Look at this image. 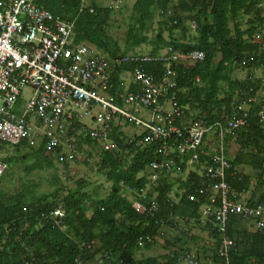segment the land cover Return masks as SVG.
Listing matches in <instances>:
<instances>
[{
  "label": "trees",
  "instance_id": "trees-1",
  "mask_svg": "<svg viewBox=\"0 0 264 264\" xmlns=\"http://www.w3.org/2000/svg\"><path fill=\"white\" fill-rule=\"evenodd\" d=\"M33 1L38 7L54 15V18L75 20L72 29L73 42L88 43L109 58L135 53L133 51L143 44L151 45L150 51L146 53L150 56L157 55L167 48L181 55L194 51L202 53L203 57L200 60H186L175 64L174 68L172 66L175 72L176 87L168 93V96H174L173 105L181 108L184 120H204L206 126L218 121L224 124V117L231 115L237 100L246 98L245 95L248 96V94H251L248 97H253L259 89L260 82L249 78L250 74L246 79L238 80L234 77V71L238 65V68L243 66L242 68L246 70L261 68L264 65V50H261L260 45L254 41L264 20L263 0H135L125 31L123 48H120L108 31L112 14L111 7L92 5L83 7L80 11V0ZM155 11L160 17L157 23L158 29L154 35L149 37V34L153 33L151 24ZM246 16H248L245 22L246 28L242 29L241 19ZM75 17L78 19L76 20ZM188 23L193 27L192 33L189 32ZM174 32H178V39L173 37ZM164 33L167 34V38H164ZM244 52H246L245 55H243ZM254 58H257L256 61ZM252 60L254 63L249 64ZM147 64L144 69L146 67L147 72L150 71L149 73L160 77L164 70L163 64ZM130 66L128 64L118 66L114 72L110 73L109 81L113 84V88L109 92L122 90L120 86L122 80L119 78L126 69L128 71L132 69ZM246 84L250 87L247 86V88ZM249 105L248 125L242 127L243 130L240 132L238 130L241 128L238 129L240 134L236 131L234 133L236 135L232 138L226 135L225 144L230 140L234 143L237 141L242 151L249 150L246 155L257 157L259 154L264 155V124H260L254 116L255 110L259 108L258 105L252 103ZM224 107L229 110L227 111ZM249 126L251 129L248 128ZM85 129L83 127L84 132ZM253 130L257 131V135L252 132ZM113 131L112 134H114H111L110 138L112 141L115 140L114 143L118 145L119 151L103 152L97 148L100 153L97 172L102 174L110 184L109 192L104 197L97 198L88 193L86 191L87 182L83 179L75 181L73 187L69 189L60 185L49 194L36 195L30 189L8 194L0 193V264H99L98 256L104 253L110 257L107 264H177V257L189 251L188 248L181 246L184 243L178 237L172 239L173 244L165 240V247L167 249L169 245H180L181 247H177V250L170 251L162 257H144L141 260L135 255L142 248L149 249L154 244V239L160 236L161 231L175 227L177 221L187 226L201 225L203 220L206 223L203 222L202 229L207 230L210 241L206 243L208 248L203 245L200 247L202 251L200 248L198 252L196 251L198 259H202L204 264L223 262L217 251L220 246L218 244L220 235L216 232V225L211 216L203 218L200 213L203 206L210 204L213 196L212 191L209 190V183L203 180L199 171L202 165L212 162L210 160L217 149L215 131L211 130L204 137L203 144L195 150L198 155L196 163H188L192 154L189 151L181 157L172 159L170 167L167 164L172 157L162 154L157 148V142L140 145L138 138L141 136L133 135L132 138H128L127 134L115 129ZM246 133L255 140L247 137L249 135ZM78 138L81 142L77 145L78 149H81L80 144L86 143L96 147V144L88 137L80 134ZM3 146L4 144L0 143V148ZM44 146V139L39 140L36 147L25 139L12 148L16 152L25 149L26 153L19 158L11 156L0 161L8 165L17 160L22 162L30 160L27 171L55 169L54 160L56 158L47 155ZM225 155L228 158L226 152ZM227 161L231 164L227 175L234 172L244 179L231 181L230 188H234L235 190H232L237 194H244L248 188L249 178L234 168L240 164L244 165L243 155H236L233 160L228 158ZM63 164H67V161ZM153 165L159 166L152 168ZM260 168L257 173V178L260 179L257 185L262 186L264 183L261 177L264 169ZM147 169H151L156 176L154 185L150 186L149 190L146 189L150 185ZM171 173L178 174V178L172 183L168 179ZM173 183H176L181 191L180 194L174 193L177 201L169 195ZM250 194V198L244 201L247 206L264 203V194L258 196V201L255 193ZM151 202L155 203L156 212L148 211ZM58 206L64 212V216L59 225H55L49 220V216ZM228 218L229 224L226 223L228 231L225 232L227 234L225 237L234 240L236 246L228 253L230 263L264 264V236L257 230L252 231L247 224L252 222L241 215L231 214ZM181 234L186 238V233ZM146 237L150 238L149 242L145 241ZM140 239L145 241L143 247L136 244ZM238 242L241 243L237 244Z\"/></svg>",
  "mask_w": 264,
  "mask_h": 264
},
{
  "label": "built area",
  "instance_id": "built-area-1",
  "mask_svg": "<svg viewBox=\"0 0 264 264\" xmlns=\"http://www.w3.org/2000/svg\"><path fill=\"white\" fill-rule=\"evenodd\" d=\"M82 8L81 4L80 11ZM73 24V20L54 18L33 0H0V143L17 146L30 138V128L34 127L39 130L34 136L44 139L46 154L56 158L55 165H60L75 159L80 134L103 152H118L110 138L113 130L124 133L139 128L130 138L141 136L138 144L157 142L158 150L172 157L167 164L170 167L172 159L189 151L192 154L188 163H196L195 150L211 130L215 131L216 152L211 164L200 169L213 195L210 204L202 207L201 216L212 217L220 235L221 264H231L228 253L235 243L225 237L229 215H241L264 236V203L247 206L241 200L242 194L230 188V181H240L241 175L234 172L227 175L230 164L225 155V138L233 137L235 131L248 125L249 103L258 105L255 116L264 124V100L258 101L257 93L242 98L235 103L232 114L224 117V124L215 122L206 126L200 119L184 120L181 108L173 105L174 96H168L176 87L172 66L186 60H200L202 53L181 55L167 48L153 56L128 53L108 58L88 43L74 44ZM254 41L264 50V20ZM145 63H162L164 70L160 77L147 72ZM127 64L132 69L120 75L122 90L109 92L113 88L110 73ZM125 74L129 77L126 85ZM23 89L29 95L22 100ZM142 112L146 117L140 116ZM5 169L6 165L0 161V177ZM156 209L151 202L148 211ZM63 216L58 206L50 213L49 220L59 225ZM145 241L149 242L150 238L146 237ZM145 241L138 240V246L143 247ZM109 258L107 253L98 256L99 264H107ZM177 264L198 262L185 253L177 257Z\"/></svg>",
  "mask_w": 264,
  "mask_h": 264
},
{
  "label": "rangeland",
  "instance_id": "rangeland-1",
  "mask_svg": "<svg viewBox=\"0 0 264 264\" xmlns=\"http://www.w3.org/2000/svg\"><path fill=\"white\" fill-rule=\"evenodd\" d=\"M80 2L83 7H91L92 5H95L98 7H111L112 8L110 26H109L108 31L111 37L118 43L120 48H123V41H124V36H125L124 33L126 31L127 24L129 22V17L131 15V7L133 3L135 2V0H82V1L80 0ZM247 19L248 17H243L241 19V22L243 21L241 23V28L243 27L242 29L246 28L245 21ZM159 20H160L159 14L157 11H155L153 22L151 24L153 33L152 34L150 33L149 37L156 33L158 29L157 23L159 22ZM187 25L189 27V32L192 33L193 27L189 23ZM231 26L232 25L230 24V27ZM115 36L117 38H115ZM173 37L178 39L179 38L178 32H174ZM164 38H167L166 33H164ZM149 49H151L150 45H141L138 48H136L133 52L140 53V54H146L150 51ZM235 71H234V77L238 80L246 79L249 73L251 75V77L249 78L253 77V80L254 79L258 80L260 82V86L258 89L259 91L257 93L259 96L257 95L256 98L258 99V101L264 100V94H263L264 86H262L264 85L263 83L264 82L263 80L264 79V68L261 67V68L251 69L248 71L246 69L239 67L238 69L236 68ZM123 78H124V84L126 85L129 81V77L125 74ZM261 91H263V93ZM21 92H22V99H25L29 95L28 91L25 89H23ZM143 115L144 117H146V114L142 112L140 116H143ZM84 122L92 126L91 122L88 119H84ZM136 129L133 128L132 129L133 131L131 129H129L128 131L127 129L124 131V133H126L129 137H131L133 133H136L140 130L139 128H136ZM38 131L34 127H31L29 131L30 138L28 139V143L32 144L33 147H36L39 143L38 138L34 136V134L37 133ZM86 145L87 144L81 145V149H78L77 147V150L79 152L77 150L75 151L76 160L67 161V164L65 165L58 164L56 165L55 169H43L40 171H37V170L27 171L26 168L31 163L30 160H26L24 162L17 160L13 164H8V166L6 165L4 175L3 177L0 178V193L8 194V193H12L15 191H23V190L27 191L28 189H30L36 195H39L40 193L49 194L52 191L56 190L58 187H60V185L69 189L73 187L75 181H77L78 179H83L84 181L87 182L86 191H88V193H90L92 196L97 197V198L104 197L109 192L110 184L104 179V176L102 174L97 172V163L99 160L100 153L97 150V148H95V146L91 145L92 146L91 147V146H86ZM3 147L0 148V160L7 158V157H11V156L19 158L24 153H26L25 149H21L19 152H16L9 145H4ZM226 148H227L226 153H227L228 158L233 159L236 155H243V159L245 160L244 165L240 164L236 168V170L239 173L243 175H247L249 178L248 180L249 189L247 188V191L244 192V196H242L241 200L245 201L249 199L251 196L250 193L252 192L255 193V198L258 197L260 194H264V184L262 186L257 185V180H256L257 173L259 172L258 168L261 167L262 169H264V165H263L264 155L259 154L257 157L248 156L246 155L248 153L247 151L246 153L245 151H242L243 152L242 154L241 150H238L240 148L239 145H237L236 143H234V141H231V140L228 143H226ZM199 174H200V171H199ZM147 175H148V180L150 181V185H148L146 189L149 190L151 188L150 186L154 185L156 176L154 172H151V169H147ZM177 176L178 174L171 173L168 177L169 182L172 183L175 179L178 178ZM182 178H184L183 175H182ZM261 179L264 183V171L262 172ZM254 185L255 187H253ZM175 192L180 194L181 191L178 189L177 184L173 183V187L169 195H170V198L177 201V198L174 197ZM127 196L130 198L129 195ZM203 222H206V221L203 220ZM247 224H250V222ZM250 225H248V227L251 230H253L254 228L253 223H251ZM202 227H204L203 224L201 225L190 224V225L185 226L182 222L177 221L175 227L165 228L161 231L160 236L154 239V244H152L150 248L147 249L148 251L147 250L145 251V249L142 248L139 252L136 253L135 256L137 259H141L144 257H155L156 255L157 256L155 258L162 257L168 254L170 251L177 250L178 249L177 247L180 246V245H169L167 249L164 243L165 240L173 244L174 240L172 239H174L175 237H178L181 239L182 243H184L181 246L183 248H188L189 249L188 253L194 256L198 264H202L203 263L202 259L200 258L198 259V255L195 252L198 251L199 248L202 247V245L207 246L206 244L207 241L208 242L210 241V239H208L209 237L207 235L208 234L207 230H203ZM181 233H186L187 234L186 238L182 237ZM138 255L139 256L141 255L140 258Z\"/></svg>",
  "mask_w": 264,
  "mask_h": 264
},
{
  "label": "bare ground",
  "instance_id": "bare-ground-1",
  "mask_svg": "<svg viewBox=\"0 0 264 264\" xmlns=\"http://www.w3.org/2000/svg\"><path fill=\"white\" fill-rule=\"evenodd\" d=\"M33 2H34V1H33ZM261 2H262V1H261ZM35 4H36V3H35ZM36 6H37V4H36ZM39 7H40V6H39ZM260 7H262V6H260ZM41 8H42V7H41ZM262 10H263V9H262ZM49 13H50V12H49ZM260 13H261V12H260ZM50 14H51V13H50ZM244 15H245V14H244ZM249 16H250V15H249ZM53 17H54V15H53ZM246 17H248V16H246ZM61 18H62V17H61ZM61 18H59V19H61ZM75 18H76V17H75ZM62 19H63V18H62ZM77 19H78V18H76V20H77ZM245 19H246V18H245ZM63 20H64V19H63ZM65 20H67V19H65ZM69 20H72V19H69ZM74 21H75V20H74ZM242 22H243V21H242ZM242 22H241V23H242ZM245 22H246V21H245ZM74 23H75V22H74ZM73 28H74V27H73ZM113 28H114V27H113ZM242 28H243V27H242ZM259 28H260V27H259ZM72 32H73V31H72ZM113 32H114V31H113ZM257 32H258V31H257ZM124 34H125V33H124ZM253 35H254V34H253ZM256 35H257V34H256ZM122 37H123V36H122ZM72 38H73V37H72ZM115 38H117V37L115 36ZM253 38H254V37H253ZM251 39H252V38H251ZM73 40H74V39H73ZM123 42H124V41H123ZM73 43H74V44H77L76 42H73ZM254 44H255V42H254ZM143 45H144V44H143ZM148 45H149V44H148ZM150 46H151V45H150ZM252 46H253V45H252ZM254 47H255V46H254ZM256 47H257V45H256ZM256 47H255V48H256ZM259 48H260V47H259ZM134 49H135V48H134ZM253 49H254V48H253ZM149 50H150V49H149ZM139 51H140V50H139ZM252 51H254V50H252ZM252 51H251V52H252ZM137 52H138V51H137ZM147 52H148V51H147ZM248 52H249V51H248ZM251 52H250V53H251ZM258 52H259V51H258ZM260 52H261V51H260ZM145 53H146V52H145ZM155 53H156V52H155ZM245 53H246V52H244V54H243V53H242V54L245 55ZM250 53H249V55H250ZM255 53H256V52H255ZM255 53H253V54L255 55ZM261 53H262V52H261ZM116 54H117V53H116ZM120 54H122V52H121ZM253 54H252V55H253ZM151 55H152V54H151ZM249 55H246V56L249 57ZM263 55H264V54H263ZM112 56H113V55H112ZM118 56H119V55H118ZM250 56H251V55H250ZM257 56H258V55H257ZM244 57H245V56H244ZM261 57H263V56H261ZM108 58H109V57H108ZM110 58H111V57H110ZM251 59H253V58H251ZM254 59H255V61H256L257 58H254ZM259 59H260V58H259ZM248 60H250V59H248ZM258 61H259V60H258ZM251 62L254 63L253 60L250 61V63H249V62H248V63H249V64H252ZM239 63H240V61H239ZM256 63H257V62H256ZM262 63H263V62L261 61V64H262ZM146 64H147V63H146ZM146 64H144L143 67H144ZM258 64H259V63H258ZM263 64H264V63H263ZM263 64H262V65H263ZM147 65H148V64H147ZM240 65H241V64H240ZM124 66H125V65H124ZM238 66H239V65H238ZM238 66H236L237 69H238ZM245 66H246V64H245ZM245 66H244V67H245ZM258 66H259V65H258ZM258 66H257V67H258ZM130 67H131V66H130ZM148 67H149V65H148ZM151 67H152V66H151ZM242 67H243V66H242ZM242 67H241V68H242ZM127 68H128V67H127ZM131 68H132V67H131ZM163 68H164V67H163ZM173 68H174V66H173ZM173 68H172V69H173ZM145 69H146V67H145ZM247 69H248V68H247ZM254 69H255V68H254ZM125 71H128V70L126 69ZM248 71H249V70H248ZM149 72H150V71H149ZM235 72H236V71H235ZM238 72H239V71H238ZM245 74H246V73H245ZM247 74H248V73H247ZM249 74H250V73H249ZM250 77H251V76H250ZM260 77H261V76H260ZM252 78H253V77H252ZM119 79H121V78H119ZM198 80H199V79H198ZM255 80H256V79H254V81H255ZM263 80H264V79H263ZM251 81H252V80H251ZM121 82H122V81H121ZM199 82H200V81H199ZM241 82H242V81H241ZM241 82H240V83H241ZM243 82H244V81H243ZM255 82H256V81H255ZM237 83H238V82H237ZM263 83H264V82H263ZM238 84H239V83H238ZM241 84H242V83H241ZM243 84H244V83H243ZM255 84H256V83H255ZM255 84H254V85H255ZM223 85H224V83H223ZM250 85H251V84H250ZM247 86H248V85L246 84V87H247ZM262 86H264V85H262ZM220 87H221V86H220ZM242 87H243V85H242ZM242 87H239V88L242 89ZM246 87H245V88H246ZM248 87H250V86H248ZM248 87H247V88H248ZM251 88H252V87H251ZM121 89H122V87H121ZM243 89H244V88H243ZM243 89H242V90H243ZM257 89H258V88H257ZM131 90H132V89H131ZM226 90H227V89H226ZM245 90H246V89H245ZM262 90H263V88H262ZM223 91H224V89H223ZM252 91H253V90H252ZM224 92H225V91H224ZM224 92H223V93H224ZM239 92H240V91H239ZM241 92H242V91H241ZM261 92L263 93V91H261ZM217 93H218V92H217ZM246 93H247V92H246ZM255 93H256V92H255ZM257 93H258V92H257ZM215 94H216V93H215ZM215 94H214V95H215ZM238 94H239V93H238ZM238 94H237V95H238ZM240 94L243 95V93H240ZM244 94H245V91H244ZM263 94H264V93H263ZM218 95H219V94H218ZM224 95H225V94H224ZM249 95L251 96V94H248V96H249ZM257 95H258V94H257ZM219 96H220V95H219ZM243 96H244V95H243ZM245 96L248 97L247 95H245ZM258 96H259V95H258ZM225 97H226V96H225ZM236 97H237V96H236ZM215 98H216V97H215ZM244 98H245V97H244ZM226 99H229V98H226ZM22 100H23V99H22ZM214 100H216V99H214ZM217 100H218V99H217ZM219 100H220V99H219ZM223 100H224V99H223ZM221 101H222V100H221ZM221 101H219V102H221ZM233 101H236V100H233ZM237 101H238V100H237ZM222 102H223V101H222ZM226 102H229V101H226ZM233 103H234V102H233ZM224 104H226V103H224ZM253 104H254V103H253ZM227 105H228V104H227ZM227 105H226V106H227ZM255 105H256V104H255ZM231 107H232V106H231ZM256 107H257V106H256ZM224 108H226V107H224ZM226 109H227V108H226ZM228 110H229V109H227V111H228ZM224 111H226V110H224ZM251 111H252V110H251ZM255 111H256V110H255ZM228 113H230V112H228ZM254 113H255V112H254ZM144 114H145V113H144ZM231 114H232V113H231ZM250 114H251V113H250ZM140 115H141V114H140ZM251 116H252V115H251ZM254 116H255V115H254ZM220 117H221V116H220ZM251 119H252V118H251ZM253 119L255 120V118H253ZM223 120H224V119H223ZM203 121H204V120H203ZM218 122H219V121H218ZM221 122H222V121H221ZM250 122H252V120H251ZM248 123H249V122H248ZM255 123H257V122H255ZM255 123H254V124H255ZM257 124H258V123H257ZM257 124H256V125H257ZM251 125H252V124H251ZM254 127H255V125H254ZM259 127H260V126H259ZM243 128H244V127H243ZM248 128H250V126H249ZM255 128H256V127H255ZM263 128H264V127H263ZM135 129H136V128H135ZM245 129H246V128H245ZM245 129H244V130H245ZM250 129H251V128H250ZM257 129H258V128H257ZM131 130H132V129H131ZM136 130H137V129H136ZM242 130H243V129L241 128V130H238V131L240 132V131H242ZM259 130H261V129H259ZM132 131H133V130H132ZM238 131H237V132L235 131V132L238 133ZM250 131H251V130H250ZM255 131H256V130H255ZM83 132H84V131H83ZM113 132H114V131H113ZM235 132H234V133H235ZM243 132H244V131H243ZM243 132H241V133H243ZM252 132H253L254 134H256L257 131L254 132V130H253ZM252 132H251V133H252ZM212 133H213V132H212ZM253 133H252V134H253ZM113 134H114V133H113ZM113 134H112V135H113ZM123 134H124V133H123ZM238 134H240V133H238ZM246 134H248V133H246ZM254 134H253V135H254ZM259 134H260V133H259ZM234 135H236V134H234ZM243 135H244V134H243ZM243 135H242V136H243ZM248 135H249V134H248ZM256 135H257V134H256ZM256 135H255V136H256ZM123 136H124V135H123ZM228 136H229V135H228ZM242 136H241V137H242ZM251 136H252V135H251ZM260 136H261V135H260ZM121 137H122V136H121ZM126 137H127V136H126ZM229 137H230V136H229ZM239 137H240V136H239ZM247 137H250V135L247 136ZM263 137H264V136H263ZM112 138H113V137H112ZM116 138H117V137H116ZM128 138H129V136H128ZM231 138H232V137H231ZM250 138H251V137H250ZM256 138H257V136H256ZM260 138H261V137H260ZM83 139H84V138H83ZM114 139H115V138H114ZM125 139H126V138H125ZM239 139H240V138H239ZM246 139H247V138H246ZM246 139H243V140H246ZM251 139H252V138H251ZM253 139L255 140L254 137H253ZM253 139H252V140H253ZM263 139H264V138H263ZM85 140H86V139H85ZM85 140H84V142H87V141H85ZM121 140H122V139H121ZM126 140H127V139H126ZM237 140H238V139H237ZM240 140H241V139H240ZM256 140H257V139H256ZM260 140H261V139H260ZM81 141H83V140H81ZM114 141H115V140H114ZM114 141H113V142H114ZM132 141H133V140H132ZM203 141H204V140H203ZM208 142H209V141H208ZM239 142H240V141H239ZM245 142H249V141L246 140ZM261 142H262V141H261ZM79 143H81V142H79ZM130 143H131V142H130ZM152 143H154V142H152ZM215 143H216V142H215ZM237 143H238V142L236 141V144H237ZM242 143H243V142H242ZM242 143H240V144H242ZM256 143H257V141H256ZM262 143H263V142H262ZM86 144H87V143H86ZM91 144H92V143H91ZM150 144H151V143H150ZM244 144H245V143H244ZM248 144H249V143H248ZM254 144H255V143H254ZM257 144H258V143H257ZM2 145H3V144H2ZM78 145H79V144H78ZM80 145H82V144H80ZM84 145H85V144H84ZM140 145H141V144H140ZM154 145H155V144H154ZM208 145H209V143H208ZM86 146H91V145H88V144H87ZM94 146H95V145H94ZM117 146H118V145H117ZM211 146H212V144H211ZM228 146H229V145H228ZM246 146H247V145H246ZM248 146H249V145H248ZM77 147H78V146H77ZM91 147H92V146H91ZM154 147H156V146H154ZM261 147H263V146H261ZM3 148H4V147H3ZM95 148H97V147H95ZM95 148H94V149H95ZM237 148H238V147H237ZM249 148H250V147H249ZM255 148H256V147H255ZM98 149H99V148H98ZM154 149H155V148H154ZM197 149H198V148H197ZM226 149H227V148H226ZM229 149H230V148H229ZM245 149H246V148H245ZM251 149H252V148H251ZM263 149H264V147H263ZM82 150H83V148H82ZM155 150H156V149H155ZM207 150H208V149H207ZM210 150H211V149H210ZM238 150H241V147H240ZM238 150H237V151H238ZM254 150H255V149H254ZM77 151H78V150H77ZM89 151H90V150H89ZM94 151H95V150H94ZM96 151H97V150H96ZM208 151H209V150H208ZM214 151H215V150H214ZM244 151H245V150H244ZM248 151H249V150H247V152H248ZM78 152H79V151H78ZM80 152H81V151H80ZM215 152H216V151H215ZM225 152H226V151H225ZM227 152H229V151H227ZM239 152H240V151H239ZM241 152H242V150H241ZM96 153H97V152H96ZM245 153H246V152H245ZM78 154H79V153H78ZM230 154H231V153H230ZM236 154H237V153H236ZM242 154H243V153H242ZM254 154H255V153H254ZM229 156H230V155H229ZM245 156H246V155H245ZM251 156H253V155H251ZM255 156H257V155H255ZM32 157H33V156H32ZM36 157H37V156H36ZM36 157H35V158H36ZM3 158H4V157H3ZM37 158H38V157H37ZM37 158H36V159H37ZM247 158H249V157H247ZM227 159H228V158H227ZM259 159H260V158H259ZM232 160H233V159H232ZM230 161H231V160H230ZM262 161H263V160H262ZM210 162H211V160H210ZM252 162H253V161H252ZM34 163H35V162H34ZM34 163H33V164H34ZM228 163H229V162H228ZM5 164H6V163H5ZM229 164H230V163H229ZM230 165H231V164H230ZM263 165H264V164H263ZM7 166H8V165H7ZM250 166H251V165H250ZM9 167H10V166H9ZM241 167H242V166H241ZM234 168H237V167H234ZM230 169H231V168H230ZM260 169H261V168H260ZM234 171H235V170H234ZM237 174H238V173H237ZM246 176H247V175H246ZM2 177H3V176H2ZM253 179H254V178H253ZM255 179H256V177H255ZM234 180H235V179H234ZM234 180H232V181L234 182ZM241 180H244V179H241ZM241 180H240V181H241ZM256 180L259 181L260 179L258 180V178H257ZM236 181H237V180H236ZM260 182H262V181H260ZM230 183H231V181H230ZM236 183H237V182H236ZM245 183H246V182H245ZM262 183H263V182H262ZM207 184H208V183H207ZM234 184H235V183H234ZM243 185H244V184H243ZM230 186H231V185H230ZM232 186H235V185H232ZM237 186H238V185H237ZM241 187H242V186H241ZM253 187H255V185H254ZM232 189L235 190L234 188H232ZM248 189H249V188H248ZM209 190H210V189H209ZM244 190H245V189H244ZM238 191H239V190H238ZM238 191H237V192H238ZM240 192H241V191H240ZM243 192H244V191H243ZM252 193H253V192H252ZM241 194H242V193H241ZM260 196H261V195H260ZM260 198H261V197H260ZM153 200H155V199H153ZM246 201H247V200H246ZM257 201H258V197H257ZM261 201H262V199H261ZM252 203H253V202H252ZM255 203H256V201H255ZM157 211H158V210H157ZM155 212H156V211H155ZM199 212H200V211H199ZM151 213H152V212H151ZM200 213H201V212H200ZM155 214H156V213H155ZM149 215H150V213H149ZM153 215H154V214H153ZM232 215H233V214H232ZM239 216H240V215H239ZM200 218H201V217H200ZM198 219H199V218H198ZM201 219H202V218H201ZM228 219H229V218H228ZM202 220H203V219H202ZM209 220H210V219H209ZM212 221H213V220H212ZM243 221H244V220H243ZM202 222H203V221H202ZM202 222H201V224H203ZM210 222H211V221H210ZM247 222H248V221H247ZM205 223H206V222H205ZM227 223L229 224V222H227ZM199 224H200V223H199ZM208 225H209V224H208ZM208 225H205V226H208ZM210 225H211V224H210ZM248 225H250V224H248ZM250 226H251V225H250ZM210 227H211V226H210ZM212 227H213V226H212ZM226 227H227V224H226ZM200 228H201V227H200ZM227 228H228V227H227ZM227 228H226V229H227ZM205 230H206V229H205ZM201 231H202V230H201ZM212 231H213V230H212ZM227 231H228V230H225V232H227ZM216 232H217V231H216ZM247 232H248V231H247ZM204 233H205V232H204ZM211 233H212V232H211ZM259 233H260V232H259ZM207 235H208V234H207ZM225 235H227V234H225ZM208 236H209V235H208ZM210 237H211V236H210ZM207 238H208V237H207ZM218 238H219V237H218ZM208 239H209V238H208ZM238 239H239V238H238ZM211 240H212V239H211ZM197 241H198V239H197ZM201 241H203V240H201ZM206 241H207V240H206ZM212 241H213V240H212ZM217 241H218V240H217ZM233 241H234V240H233ZM190 242H191V241H190ZM215 242H216V241H215ZM241 242H242V241H241ZM241 242H238L237 244H240ZM136 244H137V243H136ZM188 244H190V243H188ZM218 244H220V243H218ZM160 245H161V244H160ZM190 245H192V244H190ZM187 246H188V245H187ZM202 246H203V245H202ZM241 246H242V245H241ZM241 246H240V247H241ZM193 247H194V246H193ZM235 247H236V246H235ZM138 248H139V247H138ZM191 248H192V247H191ZM207 248H208V246H207ZM218 249H219V248H218ZM146 250H147V249H145V251H146ZM200 250H201V248H200ZM237 250H238V249H237ZM239 250H240V248H239ZM145 251H144V252H145ZM147 251H148V250H147ZM164 251H165V250H164ZM198 251H199V250H198ZM198 251H197V252H198ZM201 251H202V250H201ZM217 251H218V250H217ZM232 251H233V250H232ZM138 252H139V251H138ZM190 252H191V251H190ZM195 253H196V252H195ZM204 253H205V251H204ZM232 253H233V252H232ZM232 253H231V255H232ZM235 253H236V251H235ZM235 253H234V254H235ZM193 254H194V253H193ZM216 254H217V253H216ZM194 255H195V254H194ZM205 255H206V254H205ZM205 255H202V256H205ZM229 255H230V254H229ZM138 256H139V255H138ZM138 256H137V257H138ZM140 256H141V255H140ZM140 256H139V258H140ZM156 256H157V255H156ZM156 256H155V257H156ZM158 256H159V255H158ZM193 257H194V256H193ZM195 257H196V256H195ZM208 257H209V256H208ZM218 257H219V256H218ZM205 258H206V257H205ZM233 258H234V257H233ZM96 259H97V258H96ZM206 259H207V258H206ZM141 260H142V259H141ZM230 260H231V259H230ZM200 261H201V260H200ZM204 261H206V260H204ZM221 261H222V260H221ZM231 261H232V260H231ZM206 262H207V261H206ZM209 262H210V261H209ZM214 262H215V261H214ZM207 263H208V262H207ZM202 264H203V263H202ZM215 264H216V263H215ZM217 264H218V263H217ZM219 264H220V263H219ZM232 264H233V263H232Z\"/></svg>",
  "mask_w": 264,
  "mask_h": 264
},
{
  "label": "crops",
  "instance_id": "crops-1",
  "mask_svg": "<svg viewBox=\"0 0 264 264\" xmlns=\"http://www.w3.org/2000/svg\"><path fill=\"white\" fill-rule=\"evenodd\" d=\"M129 88H131V87L129 86ZM242 196H244V194H243V195H241V198H242ZM242 201H244V200H242ZM245 201H246V200H245ZM253 230H254V228H253ZM253 230H252V231H253Z\"/></svg>",
  "mask_w": 264,
  "mask_h": 264
}]
</instances>
